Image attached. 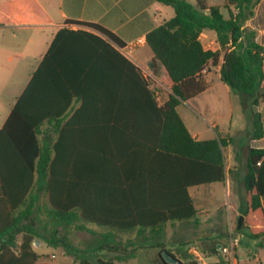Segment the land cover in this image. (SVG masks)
<instances>
[{"label": "trees", "instance_id": "1", "mask_svg": "<svg viewBox=\"0 0 264 264\" xmlns=\"http://www.w3.org/2000/svg\"><path fill=\"white\" fill-rule=\"evenodd\" d=\"M158 1L175 9L147 35L167 71L164 104L117 36L78 22L87 29H61L18 97L0 130V264H49L33 249L38 238L67 246L71 230L96 233L90 225L113 248L122 234L137 230L148 241L170 221L198 223L189 189L225 181V147L263 137L256 108L264 101V47L246 27L261 0H228L235 10L228 17L205 0L197 7ZM206 29L216 32V50L199 40ZM221 55V80L239 96L248 128L196 140L177 107L205 89L202 70ZM243 186L236 230L257 238L264 235V149H248Z\"/></svg>", "mask_w": 264, "mask_h": 264}, {"label": "crops", "instance_id": "2", "mask_svg": "<svg viewBox=\"0 0 264 264\" xmlns=\"http://www.w3.org/2000/svg\"><path fill=\"white\" fill-rule=\"evenodd\" d=\"M186 1L197 7L195 0ZM205 2L209 7H219L225 17L229 16L230 9L235 12L232 7H228V0ZM174 16L175 9L158 0H0V90H13V97L8 103H3L0 97V130L56 34L63 28L87 29L76 22L97 24L117 36L129 50L123 54L142 69L143 75L148 73L154 79L158 86L155 91L157 101L160 105L164 104L171 93L166 86L167 71L160 61L154 60L147 35ZM246 27L256 31V40L264 47V0L256 5L254 16L246 22ZM199 40L206 50L218 48L216 32L213 30H203ZM222 64L223 55L216 65L210 61L207 64L208 72L202 73L200 78L206 84L205 89L182 101L177 107L196 140L236 136L248 128L239 96L221 80ZM256 111L261 114L264 127V101ZM235 119L238 120L237 126ZM249 148L264 149V135L260 139L236 141L224 149L226 179L223 182L229 188V195L231 187L237 182L234 176H240L243 185ZM239 170L241 175H238ZM223 182L189 189L198 217L204 213L205 202L212 197V187ZM231 196L230 209L234 211L236 194L232 193ZM191 224L197 223L170 221L165 224L163 237L173 227ZM36 245H33L34 251Z\"/></svg>", "mask_w": 264, "mask_h": 264}, {"label": "rangeland", "instance_id": "3", "mask_svg": "<svg viewBox=\"0 0 264 264\" xmlns=\"http://www.w3.org/2000/svg\"><path fill=\"white\" fill-rule=\"evenodd\" d=\"M12 91L0 90L3 103L10 101ZM235 125H238L237 119ZM238 175H241L240 170ZM233 178L237 181L230 189L231 195L236 194L234 211L230 209L233 197L229 195V188L223 182L212 187V197L205 202L204 213L199 215L197 224L173 227L164 237L143 241L137 238L136 233L122 234L112 244L113 248H106L100 236L103 230L90 225L91 230L96 233L71 230L67 246L54 248L43 238H38L41 245L35 244V252L42 262L49 264H79V256L88 258L92 263L100 259L113 261L115 264H193L189 248L196 247L212 264H233L231 255H220L215 250L218 245L227 246L230 235H233L240 240L235 250V264H264V235L251 238L246 232L236 230L237 217L241 214V204L246 198V192L240 176ZM20 240L21 236L18 237V241ZM101 246L104 250L100 249ZM52 255L55 257L52 258ZM165 255L173 263L168 260V263H163L161 257Z\"/></svg>", "mask_w": 264, "mask_h": 264}, {"label": "built area", "instance_id": "4", "mask_svg": "<svg viewBox=\"0 0 264 264\" xmlns=\"http://www.w3.org/2000/svg\"><path fill=\"white\" fill-rule=\"evenodd\" d=\"M121 51L124 54H127V50L126 47L122 48ZM208 72V66L206 65L203 70L202 73H207ZM144 77L145 79L148 81L150 88L152 90H154V92H157V84L155 83L154 79L148 74V73H144ZM240 242L238 237H234L233 235H230L229 237V244L227 246L224 245H219L216 248V251L218 254L220 255H231L232 259H233V264H235V250H236V246L238 245V243ZM189 253L192 259V262L195 264H212L207 257L196 247H190L189 248ZM55 256L52 255V258H54Z\"/></svg>", "mask_w": 264, "mask_h": 264}, {"label": "water", "instance_id": "5", "mask_svg": "<svg viewBox=\"0 0 264 264\" xmlns=\"http://www.w3.org/2000/svg\"><path fill=\"white\" fill-rule=\"evenodd\" d=\"M38 243V241H36L35 242V244H37ZM168 255V254H167ZM168 257L165 255V256H163V259H164V261L166 262V263H168L166 260H168L170 263H173V260H171V259H167ZM179 264H181V263H179Z\"/></svg>", "mask_w": 264, "mask_h": 264}]
</instances>
